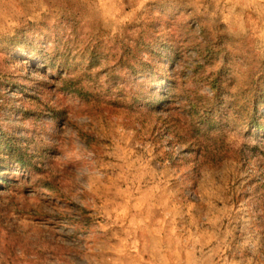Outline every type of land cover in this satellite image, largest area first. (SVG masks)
<instances>
[{"label": "rangeland", "instance_id": "obj_1", "mask_svg": "<svg viewBox=\"0 0 264 264\" xmlns=\"http://www.w3.org/2000/svg\"><path fill=\"white\" fill-rule=\"evenodd\" d=\"M256 98L264 0H0V264H264Z\"/></svg>", "mask_w": 264, "mask_h": 264}, {"label": "trees", "instance_id": "obj_2", "mask_svg": "<svg viewBox=\"0 0 264 264\" xmlns=\"http://www.w3.org/2000/svg\"><path fill=\"white\" fill-rule=\"evenodd\" d=\"M218 79V77L216 78ZM219 88H215L212 87V92H213V96L218 97L219 96ZM210 99V98H209ZM249 107V121L247 122L246 127L247 128H253L254 126H258L259 128L260 125L257 122V118H261L264 114L260 112V102L258 100V98H256L254 101H249V103L247 104ZM218 112V110L215 107H208L204 110L203 114H206L207 116L213 115L214 113ZM204 116V115H203ZM204 120L207 121L206 118L202 117V118H197L196 120H192L191 123H196L195 125H193V127H196V125L199 123V126L202 125V122H204Z\"/></svg>", "mask_w": 264, "mask_h": 264}]
</instances>
